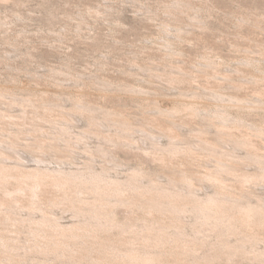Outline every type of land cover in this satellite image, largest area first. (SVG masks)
<instances>
[{"label":"rangeland","instance_id":"374dc122","mask_svg":"<svg viewBox=\"0 0 264 264\" xmlns=\"http://www.w3.org/2000/svg\"><path fill=\"white\" fill-rule=\"evenodd\" d=\"M166 26L173 29L171 51L165 46ZM263 76L264 0H0V91L27 101L13 103L9 94L0 95V139L15 140L21 151L17 155L26 156L28 166L36 162L27 143L43 138L45 143H55L43 137L51 136V121L72 123L73 136L86 129L81 114L71 119L63 114L71 112L77 100L96 108L91 113L101 117L125 119L136 129L161 133L163 144L174 133L185 139L199 134L203 121L189 111L191 104L205 109L219 103L230 109L233 117L242 119V125L227 130L249 139L252 149L264 153V140L250 128L252 124L264 125ZM217 94L224 99L218 100ZM229 99L235 101L229 103ZM165 101L180 109L173 117L182 125L180 130L152 114V104ZM211 128L205 136L215 141L219 127ZM142 133L133 134V147H120L94 135L86 144L60 140L57 153L48 149L50 153L45 154L46 164L59 165V155L65 157L63 166L79 167L91 158L85 150L89 144L94 151L104 147L113 154V176L123 178L144 167L151 177L160 175L166 181L175 172L183 176L189 171L198 178L194 183L199 194L205 195L200 184L210 183L203 177L213 162L201 154L196 157L198 153L158 160L139 147ZM35 147V152H40ZM96 153L99 156L92 160L96 168L111 165L101 152ZM255 166L240 167L251 172ZM174 168L184 169V173L173 172ZM228 177L232 178L226 180L229 189H247L255 194L254 200L264 198V184L246 182L244 187L238 179ZM5 196L9 197L0 191V197ZM57 212L64 224L71 220L70 213ZM116 212L120 218L129 215L124 205ZM224 262L252 264L241 257L235 262L216 259L212 264Z\"/></svg>","mask_w":264,"mask_h":264},{"label":"bare ground","instance_id":"6f19581e","mask_svg":"<svg viewBox=\"0 0 264 264\" xmlns=\"http://www.w3.org/2000/svg\"><path fill=\"white\" fill-rule=\"evenodd\" d=\"M172 30L166 26L164 31L169 51ZM6 94L9 93L0 91V95ZM221 94L215 97L224 99ZM8 96L13 103L27 102L11 92ZM231 101L235 100L228 102ZM152 105V114L158 121L180 130L182 125L173 121L175 113L180 111L177 106L171 107L166 101ZM210 106L203 109L193 103L188 107L203 121L195 139L174 133L163 144L159 132L136 129L132 121L125 119L101 117L91 113L96 109L93 106L74 101L71 112L63 114L65 118L70 116L69 119L81 114L86 118V129L73 136L72 123L51 121L52 131L48 132L51 136L43 137L55 143L38 138L26 145L36 162L31 166L25 164L24 160H29L26 156L17 155L21 151L15 140L0 139V191L9 195L0 197V264H212L216 259L235 262L239 257L252 264H264V198L257 196L254 200L252 191L237 192L226 183L232 179L228 176H232L244 187L246 182L264 184V153L252 149L249 139H241L227 130L242 125L240 117H233L230 109L227 111L219 103ZM262 124H252L250 128L264 140ZM212 126L219 127L215 141L205 136L213 131ZM137 131H142L144 137L142 146H138L158 156V160L172 161L178 153H198L196 157L201 154L213 162L203 177L210 183L200 184L206 190L205 195L199 194L195 187L194 180L198 178L181 168L172 171L180 170L185 175L177 176L171 171L174 175L166 181L160 175L151 177L144 167L123 178L113 176L110 172L116 166L113 154L104 147L94 151L89 144L85 150L91 158L79 167L63 166L65 157L59 155V165L46 164L45 154L50 153L48 149L57 153L56 149L62 146L60 140L86 144L85 140L94 135L120 147H133V134ZM35 145L40 152H35ZM72 149L69 147V152ZM96 152H101L111 165L96 168L92 164ZM253 163L256 165L253 172L240 167ZM121 205L129 212L123 218L116 212ZM58 209L70 213L67 224L62 222Z\"/></svg>","mask_w":264,"mask_h":264}]
</instances>
